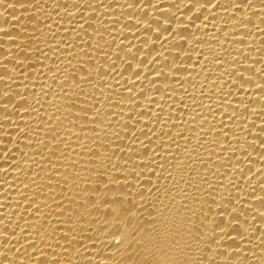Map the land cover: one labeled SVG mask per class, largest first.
I'll return each mask as SVG.
<instances>
[{
    "label": "bare ground",
    "instance_id": "1",
    "mask_svg": "<svg viewBox=\"0 0 264 264\" xmlns=\"http://www.w3.org/2000/svg\"><path fill=\"white\" fill-rule=\"evenodd\" d=\"M0 264H264V0H0Z\"/></svg>",
    "mask_w": 264,
    "mask_h": 264
}]
</instances>
